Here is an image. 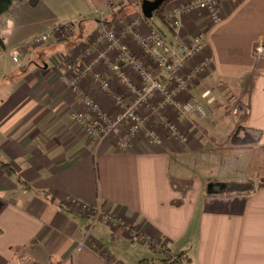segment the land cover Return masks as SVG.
Returning a JSON list of instances; mask_svg holds the SVG:
<instances>
[{
    "label": "crops",
    "instance_id": "crops-1",
    "mask_svg": "<svg viewBox=\"0 0 264 264\" xmlns=\"http://www.w3.org/2000/svg\"><path fill=\"white\" fill-rule=\"evenodd\" d=\"M42 1L16 2L0 18V264H111L105 250L121 264H162L167 256L181 264H264V0L225 2L219 23L205 11L184 19L178 36L204 30L212 62L186 99H201L208 113L181 118L170 112L189 140L154 145L140 137L132 150H121L114 137L100 145L87 139L72 119L81 101L62 82L77 46L98 34V12L110 0H84L78 16L68 19L77 23L71 36L52 38L17 63L15 46L64 23L30 17ZM143 1L113 0L108 16L126 7L121 19H129ZM17 5L20 20L9 17ZM150 20L152 28L166 21L162 13ZM82 86L113 110L89 81ZM207 91L212 103L202 98ZM148 126L160 128L154 119ZM186 167L192 175H183ZM248 181L253 189L233 187ZM69 197L117 214L166 253L68 207Z\"/></svg>",
    "mask_w": 264,
    "mask_h": 264
},
{
    "label": "built area",
    "instance_id": "built-area-1",
    "mask_svg": "<svg viewBox=\"0 0 264 264\" xmlns=\"http://www.w3.org/2000/svg\"><path fill=\"white\" fill-rule=\"evenodd\" d=\"M112 1H109L107 9L98 12V34L85 45L77 46L66 63L62 82L81 101V107L72 114L73 121L90 141L100 145L114 137L121 150H132L140 137L158 145L168 138L187 142L188 134L169 116L170 112L181 118L207 115L201 99H186L193 86L209 74L212 65L206 54L204 30L196 31L187 39H181L176 33L177 37L168 41L158 29L150 26L142 9L138 15L120 19L114 24L107 20ZM228 1L183 0L164 7L162 17L176 32L183 27L184 19L197 11L207 12L213 23H219L222 5ZM76 26V22L70 21L47 29L15 46L11 56L18 63L22 53L42 46L52 38H68ZM84 81H89L111 102V112L104 108L93 92L83 88ZM211 95L212 92L207 91L202 98L207 99ZM183 99L186 100L182 103ZM212 101L213 98H209L208 102ZM152 118L157 120L159 129L149 128ZM65 205L105 221L113 228H125L132 239L152 243L155 252L166 253L164 246L148 242L141 232L130 228L113 212L92 207L72 197L67 198ZM91 247L94 251L101 249L97 242H93ZM101 254L111 264H121L106 250ZM173 259L167 256L165 264H174Z\"/></svg>",
    "mask_w": 264,
    "mask_h": 264
},
{
    "label": "rangeland",
    "instance_id": "rangeland-1",
    "mask_svg": "<svg viewBox=\"0 0 264 264\" xmlns=\"http://www.w3.org/2000/svg\"><path fill=\"white\" fill-rule=\"evenodd\" d=\"M82 5H84V0H43L39 11L36 12V15L33 14L32 16V14H30V17H32L33 19H37V20L39 19L48 20L49 22L56 21L54 20L55 18H58L59 20L57 21H60V22L74 21V20H68V19H70V17L71 18L77 17L79 14L77 9ZM19 8L20 7H18L17 5L14 11L9 15L11 19H15V20L21 19L20 18L21 16H19L20 14L18 11ZM154 28L158 29L168 41L172 39V35L174 33H177L174 29H172L169 26L168 23L164 22L163 20H156V22L154 23ZM192 98H195V97H192ZM231 117H232V108L230 107V118ZM226 124L227 122H224L223 126ZM154 145H158V144H154ZM175 160L176 162L179 161L177 158H175ZM187 167L189 166L187 165ZM187 167L182 169V173H184L183 175H187V176H189L190 174L192 175L191 169H188ZM173 261H174V264H181L179 261V258L174 257Z\"/></svg>",
    "mask_w": 264,
    "mask_h": 264
},
{
    "label": "trees",
    "instance_id": "trees-1",
    "mask_svg": "<svg viewBox=\"0 0 264 264\" xmlns=\"http://www.w3.org/2000/svg\"><path fill=\"white\" fill-rule=\"evenodd\" d=\"M20 1H23V0H0V18L5 15L6 13L10 12V10L12 9L13 5L16 3V2H20ZM39 2V0H31V3L32 5H37ZM167 4H165L159 11H157L154 16H159L161 15L162 13V10L164 9V7L166 6ZM126 8V7H125ZM120 9L118 8L117 10H115V14L111 15V16H108L107 17V20L109 22H113L115 20L114 19H121L122 16H124L128 10H130V8H127V9ZM138 11V9H137ZM148 22H150L151 20H147ZM166 22V21H165ZM167 23V22H166ZM175 34V33H174ZM1 49L0 48V52H1ZM239 140V134H236L234 135V137L232 138V142L235 144L237 143V141ZM245 140L249 141L250 143H252L254 140L251 136L247 135ZM248 142V143H249ZM1 168L4 170V172L8 175V176H13L15 171L9 166V165H6V164H1ZM19 181L26 185V182L24 180H22L21 178H19ZM249 189H253L255 186H254V183L252 181H248L247 183H241V184H233V187L235 188L236 191H242V189H245V187H249ZM253 187V188H251ZM167 261L164 259L163 260V263L162 264H165ZM27 264H40V263H27Z\"/></svg>",
    "mask_w": 264,
    "mask_h": 264
},
{
    "label": "water",
    "instance_id": "water-1",
    "mask_svg": "<svg viewBox=\"0 0 264 264\" xmlns=\"http://www.w3.org/2000/svg\"><path fill=\"white\" fill-rule=\"evenodd\" d=\"M174 0H144L141 6L142 13L146 19H152L154 14L165 4Z\"/></svg>",
    "mask_w": 264,
    "mask_h": 264
},
{
    "label": "bare ground",
    "instance_id": "bare-ground-1",
    "mask_svg": "<svg viewBox=\"0 0 264 264\" xmlns=\"http://www.w3.org/2000/svg\"><path fill=\"white\" fill-rule=\"evenodd\" d=\"M67 22H70V21H67ZM65 23V22H64ZM63 24V23H62ZM61 25V24H60ZM58 26V25H57ZM147 244H149V246H151V248H152V243H147Z\"/></svg>",
    "mask_w": 264,
    "mask_h": 264
}]
</instances>
